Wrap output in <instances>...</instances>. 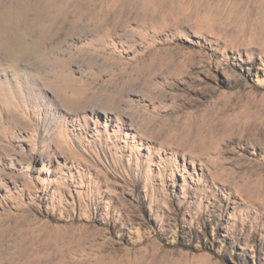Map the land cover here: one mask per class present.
I'll return each mask as SVG.
<instances>
[{
    "label": "rangeland",
    "instance_id": "rangeland-1",
    "mask_svg": "<svg viewBox=\"0 0 264 264\" xmlns=\"http://www.w3.org/2000/svg\"><path fill=\"white\" fill-rule=\"evenodd\" d=\"M32 261L264 264V0H0V264Z\"/></svg>",
    "mask_w": 264,
    "mask_h": 264
},
{
    "label": "bare ground",
    "instance_id": "bare-ground-1",
    "mask_svg": "<svg viewBox=\"0 0 264 264\" xmlns=\"http://www.w3.org/2000/svg\"><path fill=\"white\" fill-rule=\"evenodd\" d=\"M63 5V4H62ZM61 7V6H60ZM2 21L4 22V24L9 21L7 20V18H1ZM52 18H42V20H45V21H48V20H51ZM91 19V18H90ZM12 22H16L18 23V18H12L11 19ZM53 22L54 19H52ZM35 22H38V19L35 21ZM34 22V23H35ZM65 22V20H63V23ZM87 25V28L90 26L88 24V22L86 23ZM96 24V23H95ZM109 24V23H108ZM97 25V24H96ZM95 27V26H94ZM93 27V28H94ZM98 27V25H97ZM96 30V29H95ZM94 30V31H95ZM99 31V29H98ZM97 31V32H98ZM102 34V33H101ZM41 57L43 56V60L46 59V53L43 52L41 55ZM39 56V57H40ZM47 60V59H46ZM64 62V61H63ZM61 64V63H60ZM67 64V63H66ZM62 65V64H61ZM175 65V64H173ZM64 66V65H63ZM62 66V67H63ZM67 66V65H66ZM69 66V64H68ZM67 66V67H68ZM162 66V65H161ZM160 66V67H161ZM65 67V66H64ZM173 66H170V67H167V69H165L164 71H142V73H140L142 76H144L145 78L143 77H139L143 80V82H141L139 80L138 77L134 78L133 80L131 81H125V85H122L120 88H118V94H122V95H125V93L127 92H133V93H142L143 95L145 96H153L154 92H156V90L158 88H156L154 85H153V80H154V76L155 75H158V74H163V73H168V70L171 69ZM113 68V67H112ZM115 69V68H114ZM113 69V70H114ZM160 70V69H159ZM115 72V70L113 71V73ZM174 72V71H173ZM146 74H148V76L146 77ZM169 74V73H168ZM167 74V75H168ZM69 75V74H68ZM113 78L114 79H118V76L117 74H113ZM147 82V83H146ZM109 88V87H108ZM100 90V89H99ZM120 96L116 95L112 90L110 89H103L101 90L98 94H96V96H92V97H88L86 99H84L82 102L79 103V105L77 106V108H92V109H96L98 106H102L104 104H111V105H118V102H112V100L114 98H118ZM132 105V104H130ZM119 107V106H118ZM173 119V118H172ZM220 120V119H219ZM225 121V120H224ZM223 121V122H224ZM215 122V121H214ZM218 123V122H217ZM214 125L215 124H210V121L209 120H202L201 121V118H199L196 123H195V129L191 128V133L195 134V138L191 140V146L195 147H206L207 145V139H209L210 135L213 134L215 132V128H214ZM221 126V125H220ZM214 129V130H213ZM232 131V130H231ZM225 134V133H224ZM227 135V134H226ZM244 136V135H243ZM213 137V136H212ZM213 139V138H212ZM224 142V141H223ZM218 145V144H217ZM216 145V146H217ZM208 146V145H207ZM221 146V145H219ZM217 146V147H219ZM226 158V157H225ZM225 158H222L223 160ZM240 159H243V157H240ZM250 159V158H248ZM234 162V161H233ZM239 165V164H238ZM247 165V164H246ZM244 168V167H243ZM250 175V174H249ZM252 175V174H251ZM247 178V177H246ZM38 262V260H36ZM37 262H29L28 264H37Z\"/></svg>",
    "mask_w": 264,
    "mask_h": 264
}]
</instances>
